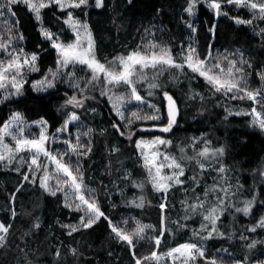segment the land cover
<instances>
[{
	"label": "snow or ice",
	"instance_id": "6c2138e0",
	"mask_svg": "<svg viewBox=\"0 0 264 264\" xmlns=\"http://www.w3.org/2000/svg\"><path fill=\"white\" fill-rule=\"evenodd\" d=\"M128 3L131 4L132 0H128ZM202 4L213 13L216 21L222 15L229 16V11L225 10L228 6L252 12V19L248 20L239 16L231 17L236 24L252 25L253 20L264 21V0H187L184 11L192 19L185 20L189 30L186 44H178L174 52L170 42L157 40L156 31L159 29L152 25L145 29L146 43L138 45L127 54H119L107 60L98 56L95 34L91 24L84 18L90 9H105V0H0V105L19 100L25 93V84L30 83L31 89L38 93L59 91L58 82L67 85L63 91V103L57 109L58 112H64V117L54 132L49 131L51 125L48 119L41 117L29 124L19 110L12 111L6 120L0 122V168L21 174V183L10 195L11 206L8 211L12 220L18 214L16 195L27 183L38 187L47 196L60 195L63 208L79 214L76 222L60 225L69 237L93 229L103 219L115 241L128 247L134 264H164L167 260L171 264H247L246 258H235L230 252V261L210 257L206 255V244L198 242L182 243L163 254L159 252L164 233L170 231L166 215L170 207L169 193L179 188L184 193L180 201L183 216L172 221V224L185 229L188 227L187 221L199 216V229L192 230L198 240L211 241L216 237L233 240L237 238V229L233 227L226 234L219 225L225 213L233 209L235 213L253 217L250 224L242 225L239 230L238 239L243 242V246L252 250L257 244L264 245V239L257 240L246 235L256 233L258 229L264 233V215L258 214L260 209L257 215L253 214V209L258 205V195L261 197L260 208H264V193L239 199L243 185L233 183L235 178L229 176L227 166L223 163L226 145L214 147L212 141L204 136L192 137L187 146L179 147V155H176L168 151L173 146L172 139L153 135L157 131L162 134L171 133L178 126L181 116L180 98L166 87L169 80L176 83L187 80L189 99L199 97L203 102V95L191 89L192 81L202 80L212 96L219 95L233 101H251L249 110H229L228 115L250 116V125L264 132V87H252L249 81L252 63L240 50L213 52L215 23L207 30L204 47L200 46L197 33L201 29L196 26L194 18ZM21 8L31 14L40 37L55 53L53 66L39 79L31 82L28 75L41 71V52L25 51V33L18 16ZM45 10L51 11L60 27L53 30L52 26L46 25ZM76 10H79V15H76ZM259 35L264 37V28H260ZM38 47L42 52L48 51L43 45ZM165 73L169 80L162 79ZM258 76L264 82V70ZM138 85H146L148 97L158 93L159 103H153L141 95ZM120 88L124 91L118 92ZM98 97L105 98L110 113L114 115L112 128L115 134L133 146L139 166L145 173L144 179H134L132 173L123 167V160L118 159L116 163L120 167L115 169L120 173L118 179L126 181L128 187L138 189L141 193L145 184H150L151 190L160 197L158 207L161 210V227L155 236L146 234L154 226L143 224L131 216L114 220L102 208L100 193L85 182L84 161L92 155L95 129L81 120L77 110L84 109L88 101L98 103ZM87 110L95 113L97 108L93 104ZM33 125L39 129L37 135L30 131ZM143 133H148V138ZM6 138H10L12 143L7 142ZM57 143L64 145L62 150L52 147ZM198 144L201 145L199 148L196 147ZM189 148L192 154H188ZM120 151L119 146L113 145L108 149V154L111 157ZM193 161L199 171L192 169L189 175L186 170ZM107 171L112 175L111 160ZM211 172L216 174L212 178L213 182L210 185L205 183L198 193L196 189L201 187L204 175ZM259 172L264 177V169ZM112 187L121 194L125 191L116 182H112ZM110 194L104 193L105 196ZM122 200L125 207H145L143 194L132 199L122 196ZM117 206L111 204L113 208ZM130 220L133 221L132 227H129ZM40 227V219L37 217L31 229L17 239L23 243L32 230ZM11 229L10 223L0 221V249L7 251L13 247L10 243ZM137 245L150 246L152 250L142 254L137 251ZM15 247L19 248L20 245ZM69 250L73 256L78 251L75 247ZM20 251L24 252L25 249L21 248ZM221 251L228 252V249ZM54 255L60 258L59 248ZM24 260L25 264H32L27 255Z\"/></svg>",
	"mask_w": 264,
	"mask_h": 264
},
{
	"label": "trees",
	"instance_id": "16d2710c",
	"mask_svg": "<svg viewBox=\"0 0 264 264\" xmlns=\"http://www.w3.org/2000/svg\"><path fill=\"white\" fill-rule=\"evenodd\" d=\"M105 3V9H90L88 16L84 17L92 26L96 37L98 56L102 59L110 60L119 54H127L138 45L146 43L145 29L149 27L153 19L160 22L176 45L183 43L188 35L185 26L187 16L184 11L187 0H132L131 4L128 3V0H105ZM225 10L229 11V16L222 15L216 21L210 10L203 5L200 6L197 14V27L201 29L197 33L200 38V46L204 47L205 37L208 35L207 30L212 23H215L216 40L213 50L244 51L253 64V82L259 86L262 82L258 73L264 70V37L259 35L256 30L236 24L231 19L234 16L248 18L249 15L245 9L228 6ZM45 12L47 13L45 15L46 25L52 26L53 30L60 27L51 11L45 10ZM76 14L79 15V10H76ZM18 16L21 19V28L25 33V50L27 52H41V71L31 74L29 80L31 82L39 79L48 68L53 66L55 53L49 48L48 43L40 37L31 14L21 8ZM114 19L115 23L113 22ZM259 25H264V21H259ZM38 45L48 48V51L42 52ZM162 79L169 80L168 74L165 73ZM188 85L187 80L181 83L169 80L166 85L171 92L180 98L181 107L178 126L171 133L166 134L173 141V146L168 151L179 155L180 146H187L192 137L200 136L210 139L214 147L226 145L227 152L223 157V163L227 166L229 176L235 178L233 183L243 185L239 199L251 198L252 195L264 193V182L259 172V170L264 169V132L250 125V116L228 115V111L231 109L227 99L219 95L212 96L208 86L202 80L192 81L191 89L203 95V102L199 97L196 99L188 98L190 90ZM24 88L25 93L19 100L0 105V122L6 120L12 111L19 110L28 122L38 120L41 117L48 119L51 125L50 131L54 132L64 117V112H58L57 109L63 103V91L67 85L58 82L57 89L59 91L50 90L49 93L43 94L34 92L30 83L25 84ZM138 88L141 95L153 103H159L158 93L148 97L146 85H138ZM117 91L123 92L124 89L120 88ZM69 92L71 93V90ZM98 100V103L88 101L84 109H79L81 116L88 120L95 129L92 155L84 161L86 181L100 193L102 208L114 220L119 221L121 218L129 216L140 219L144 223L154 226L153 229L157 235L161 227V210L158 207L161 202L160 197L151 190L150 184L146 183L143 193H141L138 189L128 187L126 181L118 179L120 173L115 171L117 167H120L116 163L118 159L123 160V167L132 173L134 179H144L145 173L139 166L138 156L133 146L115 134L112 128L114 115L110 113L105 98L98 97ZM251 103V101H241V104L248 109ZM93 104L97 108L95 113L87 110ZM102 131L103 134H101ZM153 134L158 133L154 132ZM143 135L148 136V133H143ZM113 145L119 146L121 151L110 157L108 149ZM200 146V144L196 145L197 148ZM188 154H192L191 148L188 149ZM109 160L112 161V175H109L107 171ZM192 169L199 171L194 161L187 169L189 175ZM215 175L214 172L206 173L201 181V187L197 188L196 191L201 192L205 183L210 185ZM112 182L121 184L125 191L121 194L118 189L112 187ZM20 183L21 175L0 172V220L12 225L10 243L13 244L10 250L0 249V264H25V255L32 261V264H134L128 247L115 241L103 219L93 229L69 237L60 225L70 221L76 222L79 214L71 213L63 208L60 196H47L38 187H32L27 183L16 195L15 207L18 214L15 220H12L8 211L11 206L10 195ZM105 185L108 187L105 188ZM105 192L111 194L105 196ZM141 194L145 196L143 209L124 206L122 196L132 199ZM183 197L184 193L179 188L173 189L169 193L170 207L166 215L170 231L164 233L162 243L159 246L160 253H165L170 248L182 243L202 242L207 245L206 255L210 257L215 256L218 259L223 258L225 261H230L232 259L229 256L230 252L235 258H246L247 264H264V245L257 244L256 248L248 250L243 246V242L238 239L241 226L250 224L253 217H245L242 213L238 214L233 209H229L221 218L219 225L222 226V230L226 231V234L235 227L237 238L229 240L216 237L211 241H200L193 235L192 230L199 229L201 217L196 216L187 221L188 227L185 229H180L172 224V221L183 216L180 203ZM260 198L258 195L257 208L253 209L254 216L257 215L258 209H260L258 214L264 215V208H260L259 205ZM112 203L118 206L113 208L111 207ZM171 205H175V207H171ZM233 216H235V221H233ZM37 217L40 219V229L32 230L22 243L17 237L29 231ZM132 224L133 221L130 220L129 227ZM246 235L257 240L264 239V233L259 229L256 233H246ZM17 244L20 245L19 248L15 247ZM141 244L144 243L141 242ZM71 247L78 250L75 256L69 250ZM21 248L25 251L21 252ZM57 248L61 253L59 259L54 255ZM222 249H228V252L223 253ZM151 250L150 246L137 245L139 253L143 254Z\"/></svg>",
	"mask_w": 264,
	"mask_h": 264
},
{
	"label": "rangeland",
	"instance_id": "374dc122",
	"mask_svg": "<svg viewBox=\"0 0 264 264\" xmlns=\"http://www.w3.org/2000/svg\"><path fill=\"white\" fill-rule=\"evenodd\" d=\"M203 5V4H202ZM204 6V5H203ZM232 7V6H231ZM245 11L248 13V15H249V17L248 18H243V17H240L241 19H245V20H248V19H252V12H250L249 10H247V9H245ZM186 14V13H185ZM77 15V14H76ZM186 16H187V14H186ZM197 18H198V16H196L194 19H195V23H196V26H198V24H197ZM187 19H192V18H189L188 16H187ZM186 19V20H187ZM152 25H155L156 26V29H159V31H156V29H153V31H156V38H157V40L159 41V40H163V41H165V42H170L171 44H172V46H173V51L175 52L176 51V43H175V41L171 38V37H169V34H168V32H167V30L160 24V22L157 20V19H153L152 20V22H151V24L149 25V27L148 28H151L152 27ZM239 25H244V26H246V27H249V28H252V29H254V30H256L258 33L260 32V28H264V25H259V20H253V24L252 25H247V24H239ZM188 30V29H187ZM188 32H189V30H188ZM145 39L147 40V33L145 34ZM188 39H189V37H188V35H187V37H186V39L184 40V42L183 43H187L188 42ZM141 45V44H140ZM25 48V47H24ZM137 48V47H136ZM26 51V50H25ZM217 51H219V52H221V53H223V52H225V51H228V52H232V51H234V50H228V49H225V50H220V49H218V50H213V52L215 53V52H217ZM27 52V51H26ZM241 52H243V54H244V56H245V58L247 59V60H249V58H248V56H247V54L244 52V51H241ZM0 55H2V54H0ZM250 61V60H249ZM251 62V61H250ZM252 63V62H251ZM253 65V64H252ZM32 74V73H31ZM31 74H29L28 75V80H30V76H31ZM249 81H250V83L252 84V87H264V82H262V84L261 85H259V86H256L255 84H254V82H253V68H252V70H251V74H250V77H249ZM41 94H43V93H41ZM227 99V98H226ZM227 101L229 102V105H230V109H231V111H233V112H235V111H237V110H249L246 106H244V105H242L241 104V101H239V100H235V101H233V100H228L227 99ZM246 101H248V100H246ZM259 110V109H258ZM77 112H78V114H80L79 113V109L77 110ZM80 116H81V114H80ZM81 120H83L85 123H86V125L88 126V127H91V128H93V126H92V124L88 121V120H86L84 117H82L81 116ZM29 124H31L32 122H28ZM149 123H155V122H149ZM94 129V128H93ZM30 131L32 132V134L33 135H37L38 134V132H39V129L35 126V125H33L32 126V128L30 129ZM50 131V130H49ZM73 132H74V129H73ZM50 133H51V131H50ZM156 133H158V134H153V135H162V136H164L165 138H169L168 136H166V134H162V133H159V132H156ZM26 134H27V132H26ZM146 138H148V136H145ZM7 139V142H9V143H12V141L10 140V138H6ZM52 147H54V148H56V149H58V150H62L63 149V147H64V145L63 144H61V143H57V144H55V145H52ZM26 155V154H25ZM24 171H26V169H24ZM187 171V170H186ZM0 172H11V173H15V174H18V173H16V172H14V171H9V170H6V169H3V168H0ZM18 175H21V174H18ZM262 179H263V182H264V177H262ZM85 182L90 186V187H92L87 181H86V178H85ZM93 188V187H92ZM95 189V188H94ZM58 196H60V195H58ZM61 197V196H60ZM61 199H62V197H61ZM136 219V218H135ZM141 223H143V224H147V225H151V224H148V223H144L143 221H141L140 219H138ZM1 221V220H0ZM133 226V224L131 225V227ZM155 231H154V229H149V230H147V232H146V234L147 235H150V236H155ZM142 243H145V242H142ZM161 243H162V240H161ZM200 243H202V242H200ZM205 244V243H204ZM207 246V245H206ZM168 251V250H167ZM166 251V252H167ZM223 253H226V252H223ZM161 254H163V253H161ZM206 254H207V252H206ZM164 264H171V261L170 260H167L166 262H164ZM255 264H259V263H255Z\"/></svg>",
	"mask_w": 264,
	"mask_h": 264
},
{
	"label": "water",
	"instance_id": "95a60500",
	"mask_svg": "<svg viewBox=\"0 0 264 264\" xmlns=\"http://www.w3.org/2000/svg\"><path fill=\"white\" fill-rule=\"evenodd\" d=\"M158 132V131H157Z\"/></svg>",
	"mask_w": 264,
	"mask_h": 264
}]
</instances>
